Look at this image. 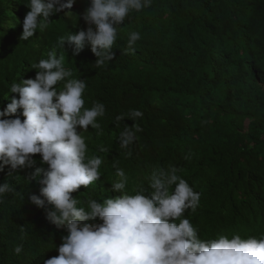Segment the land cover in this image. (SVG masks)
<instances>
[{
	"label": "clouds",
	"instance_id": "clouds-1",
	"mask_svg": "<svg viewBox=\"0 0 264 264\" xmlns=\"http://www.w3.org/2000/svg\"><path fill=\"white\" fill-rule=\"evenodd\" d=\"M151 5L152 0H27L22 5L27 7L23 17L15 10L20 8H10L5 28L20 23L17 39L16 31L11 33L14 47L38 29L43 33L49 24L54 26V19L69 18L74 32L60 36L46 58L32 64L37 70L34 79L10 85L5 97L10 103L0 111V171L9 166L12 171L33 167V157L39 154L48 167L35 168L29 177L41 185L40 196L32 195L31 202L45 210L51 224L67 232L57 249L59 255L44 251L36 264H264V233L248 236V226L241 218L231 236L204 239L185 217L188 209L194 212L199 206L200 194L178 174V168L157 164L142 145L194 155L209 145V136L194 134L188 146L178 151L171 122L163 128L156 126L163 107L157 101H140L135 109L115 117L119 147L127 150L131 146V154L113 164L116 178L104 187L109 196L72 195L81 186L86 190L100 184L102 178L103 158L89 154L84 133L91 126L96 137L104 134L98 118L108 108L101 102L100 87L105 84L95 79L105 82L109 78L100 74L87 81L78 78L65 66L64 47L79 57L93 53L96 68L102 67L120 57L113 47L119 26ZM140 38L138 32L129 33L128 47ZM57 48L63 51L58 53ZM263 64L264 58H256L239 74L228 70L229 80L238 81L227 91L228 100H246L258 87L264 89ZM125 70L127 79L134 76L135 69ZM61 82L58 90L55 86ZM207 87L225 97L219 83ZM20 110L23 120L17 115ZM178 121L179 116L174 119L175 127ZM237 127V132L249 133V124ZM100 151L106 149L101 146ZM237 165V161L232 163V171ZM13 191L8 183L0 185V199ZM14 251L19 254L22 247Z\"/></svg>",
	"mask_w": 264,
	"mask_h": 264
},
{
	"label": "trees",
	"instance_id": "trees-1",
	"mask_svg": "<svg viewBox=\"0 0 264 264\" xmlns=\"http://www.w3.org/2000/svg\"><path fill=\"white\" fill-rule=\"evenodd\" d=\"M26 3L0 0V111L10 103L5 98L10 85L34 79L37 70L32 64L46 58L60 36L73 32L69 18L54 19V26L49 24L43 33L38 29L14 47L11 33L16 31L17 39L20 23L7 29L6 18L12 7L20 8L15 10L23 17L27 7L22 5ZM131 32H138L141 38L129 48ZM113 47L120 57L98 68L93 53L79 57L64 47L65 66L78 78L87 81L98 74L109 78L105 82L95 79L105 84L100 87L101 102L108 108L105 116L98 118L104 134L96 137L91 126L84 133L89 154L103 158L102 178L100 184L86 190L81 186L72 195L109 196L104 187L116 178L113 164L118 158L129 159L131 154V146L127 150L119 147L120 129L115 117L135 109L140 101L154 100L163 105L156 126L163 128L171 122L178 151L188 146L194 134L209 136V145L194 155L142 145L157 164L178 168V174L200 194L197 209H188L184 215L201 238L231 236L239 228L240 218L248 226V236L264 233V89L258 87L246 100H228L226 96L238 84L229 80L228 70L236 75L250 68L254 59L264 58V0H152L151 7L119 26ZM125 67L135 69L130 79L126 78ZM260 71L264 75V64ZM209 83H219L225 97L208 91ZM55 87L59 90L62 82ZM21 113L17 115L23 120ZM237 124H249V133L237 132ZM101 146L106 151L101 152ZM33 159V167L12 171L9 166L0 171V185L8 183L14 189L0 199V264H36L44 251L59 255L57 249L67 235L46 219L44 209L31 202L32 195L40 196L41 185L29 177L35 168L48 167L41 163L39 154ZM235 161L238 165L232 171ZM17 246L22 247L19 254L14 251Z\"/></svg>",
	"mask_w": 264,
	"mask_h": 264
},
{
	"label": "bare ground",
	"instance_id": "bare-ground-1",
	"mask_svg": "<svg viewBox=\"0 0 264 264\" xmlns=\"http://www.w3.org/2000/svg\"><path fill=\"white\" fill-rule=\"evenodd\" d=\"M248 222H251V220L249 219Z\"/></svg>",
	"mask_w": 264,
	"mask_h": 264
}]
</instances>
